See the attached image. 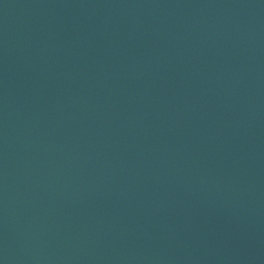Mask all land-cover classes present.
<instances>
[{
	"label": "water",
	"instance_id": "water-1",
	"mask_svg": "<svg viewBox=\"0 0 264 264\" xmlns=\"http://www.w3.org/2000/svg\"><path fill=\"white\" fill-rule=\"evenodd\" d=\"M0 264H264V0H0Z\"/></svg>",
	"mask_w": 264,
	"mask_h": 264
}]
</instances>
